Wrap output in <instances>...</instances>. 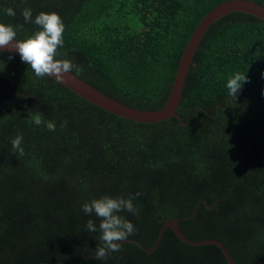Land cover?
Wrapping results in <instances>:
<instances>
[{
	"label": "trees",
	"instance_id": "16d2710c",
	"mask_svg": "<svg viewBox=\"0 0 264 264\" xmlns=\"http://www.w3.org/2000/svg\"><path fill=\"white\" fill-rule=\"evenodd\" d=\"M226 1L0 0V22L23 40L40 30L24 23V8L33 21L57 13L65 31L56 58L116 101L155 111L194 29ZM236 72L247 82L235 99L225 85ZM37 113L56 130L35 125ZM176 114L156 124L119 118L0 52V264H227L218 247L189 246L168 228L145 251L169 219L188 240L222 243L235 264L263 261V21L230 13L208 28ZM17 135L23 156L12 148ZM105 195L134 197L138 213H118L135 233L97 260L100 219L82 205Z\"/></svg>",
	"mask_w": 264,
	"mask_h": 264
},
{
	"label": "clouds",
	"instance_id": "9594fccd",
	"mask_svg": "<svg viewBox=\"0 0 264 264\" xmlns=\"http://www.w3.org/2000/svg\"><path fill=\"white\" fill-rule=\"evenodd\" d=\"M4 12L9 17H15L16 13L11 8H5ZM24 23H34L40 30L28 36L23 40L17 39V29L10 24L0 22V52L5 48L14 49L20 56L22 62L29 65L37 78L52 77L57 81L65 79V74L72 73L74 68L77 73L81 69L70 60L57 59L58 49L63 47V33L65 25L62 18L55 12H43L35 16L30 8H24L22 11ZM17 28L22 29L23 25ZM9 59H12L9 56ZM247 82L246 73L236 72L231 74L226 82L228 96L236 99L243 85ZM35 125L44 127L48 131H55V122L49 120L44 121L42 114L37 113L32 117ZM66 126V122L61 127ZM23 141L22 135H17L12 141V148L21 156L24 155V149L21 147ZM139 196L140 193H136ZM134 197H117L113 198L105 195L99 199H93L91 202H85L82 205V211L87 215L95 214L100 219V244L96 248L95 258L97 260L105 258L109 252H118L120 250V241H124L128 236L135 233L133 223L118 215L122 211H128L133 215L138 213V209L134 207ZM89 232H96L97 227L94 222L89 219L86 224Z\"/></svg>",
	"mask_w": 264,
	"mask_h": 264
},
{
	"label": "water",
	"instance_id": "95a60500",
	"mask_svg": "<svg viewBox=\"0 0 264 264\" xmlns=\"http://www.w3.org/2000/svg\"><path fill=\"white\" fill-rule=\"evenodd\" d=\"M230 13L247 14L264 22V7L248 0H229L211 9L202 18V20L194 29L179 60L176 73L174 75V79L172 82V86L170 88V92L168 94L166 102L164 106L159 110L145 111V110L131 108L107 96L106 94L100 92L99 90L92 87L88 83L82 81L72 73L65 74V79L62 81H57L52 77L49 78H51L52 80H54L62 87L66 88L67 90L71 91L73 94L89 102L90 104L100 108L105 112H108L114 116H117L125 120H129L139 124H156L171 118L179 119V117L176 114V111L180 104L187 73L192 58L194 56V53L197 49V46L201 41L202 37L204 36L205 32L208 30V28L214 22H216L217 20L223 18L224 16ZM2 52L20 58L19 54L12 48H5ZM210 209H213V206L210 207ZM193 215H195V212ZM167 228L170 229L181 242L189 246L214 245L218 247L221 250L223 256L225 257L227 264H235L229 252L222 243L216 240H202V241L188 240L179 230L178 220L169 219L168 221H166L161 228V231L158 235V238L154 246L151 249H145V248L143 249L148 253L153 252L157 248L161 240V237ZM128 241L140 246L135 241H131V240ZM257 264H264V260L258 262Z\"/></svg>",
	"mask_w": 264,
	"mask_h": 264
}]
</instances>
